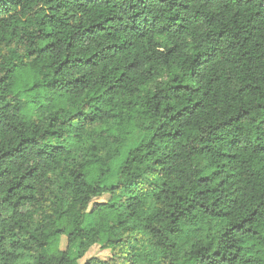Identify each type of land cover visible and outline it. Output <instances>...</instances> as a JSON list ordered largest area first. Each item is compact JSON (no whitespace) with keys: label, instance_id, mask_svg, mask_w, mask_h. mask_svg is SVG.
I'll list each match as a JSON object with an SVG mask.
<instances>
[{"label":"clouds","instance_id":"9594fccd","mask_svg":"<svg viewBox=\"0 0 264 264\" xmlns=\"http://www.w3.org/2000/svg\"><path fill=\"white\" fill-rule=\"evenodd\" d=\"M15 3L0 10V34L27 18L0 41V264H100L96 246L108 264H264V0ZM58 4L66 26L44 27L59 44L40 53ZM65 55L92 59L56 74Z\"/></svg>","mask_w":264,"mask_h":264},{"label":"trees","instance_id":"16d2710c","mask_svg":"<svg viewBox=\"0 0 264 264\" xmlns=\"http://www.w3.org/2000/svg\"><path fill=\"white\" fill-rule=\"evenodd\" d=\"M10 2V0H0V10H4V11H11L10 8L7 7V4ZM87 3H92L93 0H86ZM19 5V0H16V3L13 4V7H16ZM60 7V5H56L54 7L50 6L49 7V11L48 13H45L44 17H41L40 19V25L37 28V38L41 41V47L39 49L40 53H44V52H55L57 45L59 44V41L56 40L54 38V32L53 31H44V27L46 26H50L52 23H56L59 27H64L66 26V21L63 19H60L58 17H56L54 15V11L55 9H58ZM27 18L26 17H21L19 19H12L10 22V25L8 27V29L6 30V32L4 34H0V41H9L11 42L13 36L17 33V29H22L25 26ZM93 29H99V30H103L101 28V25L99 24H90L87 25L86 27L83 28L82 31L79 32H75L73 33L72 37H70L68 39V47L71 48L73 46L74 41H79L82 40L85 36L91 37L94 36L96 33L93 32ZM24 40V35L20 36V41ZM47 41V42H45ZM18 46H19V41L17 42ZM34 51H30L28 53V55H33ZM92 57L91 56H76V57H69L67 55L62 57V64L59 65L56 69V74L59 73L60 68H63L64 66H68L69 69H73L75 67L74 64H72L70 61H77V60H83V61H88L91 60ZM13 68H16V65H13ZM9 71H12V69H9ZM2 79V78H0ZM34 79V72L33 71H24L20 74V76L17 79V83L19 85H23L25 82L29 81V80H33ZM77 79H79V77H77ZM37 86V84L35 82H33L31 84L32 88H35ZM177 87H179V85H176ZM187 87V86H185ZM7 107V105H6ZM19 109H17L18 111ZM10 155V153L6 152L4 153L5 157H8ZM91 174V173H90ZM11 175V171L9 169H4L3 171H0V185H3L5 183V181H7L8 176ZM216 175L215 171L210 172L209 174L202 176L201 180L211 183V184H215L216 181L212 179V177H214ZM23 180V177L21 178V180H18L15 184H12L9 188H8V193L9 196L15 194V192L22 190L24 186H22L21 181ZM222 182V181H221ZM30 187V186H28ZM214 189L210 188L208 189L209 192H212ZM69 195H71V192H69ZM9 197H5L4 199L7 200ZM102 197L97 198L100 199ZM21 199H25V197H21ZM93 201V209L97 206V204L99 205H103L104 204V200L103 201ZM0 203H3V201H0ZM14 208H18L19 207V201L16 202L15 205H13ZM111 207H114V205H112ZM4 219H7L6 217H3L2 215H0V222H3ZM81 231L83 232L84 230L81 229ZM57 235H58V239L56 241L57 245L59 248H61V238L63 235V229H57L56 230ZM69 236H71V233L68 234L67 237V246L65 249L68 248L69 246ZM0 239H3V237H0ZM101 248V247H100ZM62 249V248H61ZM213 256L219 255V250L217 249L216 251L212 252ZM92 259H96L100 261V264H108V259H101L98 257H91ZM85 264H87V261H85Z\"/></svg>","mask_w":264,"mask_h":264},{"label":"rangeland","instance_id":"374dc122","mask_svg":"<svg viewBox=\"0 0 264 264\" xmlns=\"http://www.w3.org/2000/svg\"><path fill=\"white\" fill-rule=\"evenodd\" d=\"M103 197L98 199L97 201H103ZM67 246V237L66 236H62L61 238V248L65 249ZM89 257H98L101 259H105V257L107 256L106 251H104L102 248H100V246H96L93 247L89 250L88 254Z\"/></svg>","mask_w":264,"mask_h":264}]
</instances>
